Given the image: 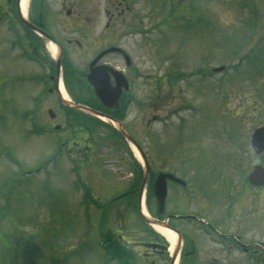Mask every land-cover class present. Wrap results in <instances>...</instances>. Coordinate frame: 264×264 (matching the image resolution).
Returning <instances> with one entry per match:
<instances>
[{
    "label": "rangeland",
    "instance_id": "1",
    "mask_svg": "<svg viewBox=\"0 0 264 264\" xmlns=\"http://www.w3.org/2000/svg\"><path fill=\"white\" fill-rule=\"evenodd\" d=\"M45 3L49 18L44 16V26L63 47L62 62L78 69L82 100L88 104L96 105L82 76L94 55L117 44L130 56L128 69L118 54L102 60L126 69L131 76L130 97H123L128 103L122 121L142 145L151 173L172 172L186 182L184 188L168 183L165 213L195 214L252 246L247 252L236 245L229 249L219 237L208 236L200 224L175 222L198 245V255L185 264H264V249L255 246H264V186L253 187L246 181L254 164H264V154L254 153L249 145L253 129L264 124V0ZM4 6L0 3V8ZM13 19L21 32L29 31ZM1 22L0 264H116L106 260L98 221L92 219L98 218L99 208L84 218L87 213L74 188L78 171L74 169L73 176L63 156L52 161V155L61 150L58 140H67L73 156L83 162H78L80 173L93 197L100 204L112 198L104 208L112 242L118 249L122 243V251L135 263L148 264L150 258L135 243L145 239L142 230L146 227L132 205L136 200L119 194L130 188L129 158H140L138 152L130 148V156L124 141L109 137V127L96 126L90 117L73 119L61 109L53 88L41 97L32 124L58 123L61 128L46 134L34 132L29 122L32 114L25 113L33 107V96L44 85H53L54 78L52 84L24 80L26 75L42 74V69L22 57L12 43L16 37ZM26 43L29 48L38 45L32 50L39 51L55 71L45 41L35 44L32 38ZM248 50L247 61L239 60ZM220 65L224 72L211 71ZM48 109L54 111L53 119ZM69 125L76 127L73 130ZM86 132H93L86 158L98 162H85L78 153L87 143ZM39 166L41 170L35 172ZM146 193L147 188L144 197ZM148 204L149 215H155L153 198Z\"/></svg>",
    "mask_w": 264,
    "mask_h": 264
},
{
    "label": "water",
    "instance_id": "2",
    "mask_svg": "<svg viewBox=\"0 0 264 264\" xmlns=\"http://www.w3.org/2000/svg\"><path fill=\"white\" fill-rule=\"evenodd\" d=\"M109 50H116L115 48H109L104 51H102L94 60L91 61L90 65H92L102 54ZM59 62V58L57 60V63ZM99 72L97 69L90 70V72L86 75L87 80L93 85L94 90L98 97L103 101L104 98H106L104 95H107L108 91H110L112 88L110 87L109 83L107 82L106 76L107 74V69L100 65L99 67ZM109 77V76H108ZM116 101V97L114 98ZM67 103V102H65ZM74 108L82 109L88 112H91L89 108L86 106L80 105V104H73V103H68ZM120 130L123 132V134L130 139L127 133L124 132L122 128ZM251 147L254 149L255 152H260L264 149V126L259 127L254 129L253 133L251 134ZM170 178L173 180H176L180 183H183L180 179L175 178L171 174L168 173H160L157 178L156 182L154 184V194L157 198V203L159 206V213L162 212L163 210V204H164V198L166 194L165 190V179ZM248 179L254 183V184H261L264 182V168L260 167L259 165H256L253 169V171L249 174ZM147 221H156L153 219L145 218ZM147 246H152L153 244H146Z\"/></svg>",
    "mask_w": 264,
    "mask_h": 264
},
{
    "label": "flooded vegetation",
    "instance_id": "3",
    "mask_svg": "<svg viewBox=\"0 0 264 264\" xmlns=\"http://www.w3.org/2000/svg\"><path fill=\"white\" fill-rule=\"evenodd\" d=\"M44 1H46V0H29L30 3H28V8H27V15H28L30 21H32L34 24H36L38 26L42 25V29H44L45 26L43 25V22L40 20L41 17H44L45 15L47 17H49L48 9L44 8V5L47 4V3L42 5V2H44ZM0 3L6 4L7 7H10L8 11H10L11 13L13 12L16 16H19V8L17 7L16 0H3L2 2L0 0ZM11 4L13 5V7L10 6ZM113 4L114 3H112L111 5H113ZM117 6L115 8H118ZM73 7H74V5L72 6V8ZM0 11L1 12H5L6 10H4L3 8H0ZM109 17H111V15ZM104 62H106V61H104ZM114 67H116V66H114ZM51 80H52V77H51ZM111 82L113 83L112 76H111ZM56 85H57V81L54 80V86H56ZM101 110L105 111V109H101ZM78 151H81V149H79ZM129 160H130V163H131L130 165L132 166L133 160H131V158H129ZM96 170L97 169H95L94 171L96 172ZM131 171H132V169H131ZM100 172L98 171V174ZM129 192H130V194H132V193H135L136 191L129 190ZM179 214H187V213H179ZM192 215L195 216V214H192ZM170 220H176V221H169V224L172 227H174L176 230L181 231L184 235H187V233H184L183 230L180 228V226L178 224H175V222H180V223H183V224H186V225H197V224H200L203 227V229H205L206 234L208 236H210L209 233H212L213 235L219 237L220 241H222L223 243H226L229 249L233 248L236 245L233 235L225 234V233H222V232L218 231L209 221H207L205 219H203L204 220L203 222L199 221L198 219L193 218V217H179V218H172ZM151 241L152 242H156V243H158L160 245H165V243H163L159 237H156V238H154ZM186 241L187 240H186V238L184 236V241L182 240L183 244H182V248L180 250V253H182V251H184L183 248H184V244L186 243ZM135 243H141V242L138 241V242H135ZM191 246H192V244H191ZM160 249L161 248H157V249L150 248V249H147V251H145V254L150 255L151 259H153V260H151V263L155 264L154 258H158V256L165 257V252L160 250ZM189 254L190 253L187 252V253H184L183 255L186 256V257H192V256H189ZM215 263H217V262L215 261V262H212L210 264H215Z\"/></svg>",
    "mask_w": 264,
    "mask_h": 264
},
{
    "label": "bare ground",
    "instance_id": "4",
    "mask_svg": "<svg viewBox=\"0 0 264 264\" xmlns=\"http://www.w3.org/2000/svg\"><path fill=\"white\" fill-rule=\"evenodd\" d=\"M27 1L28 0H20V7H21V10L24 14L25 12V7H26V4H27ZM52 53H55V48L54 46H49ZM60 91L62 92L63 94V90H62V87H60ZM153 228L158 232L160 233L162 236H164L167 241L169 242V248L168 250L171 252L173 250V247H174V243H175V234L172 233V231H170L169 229H166L164 227H161V226H158V225H153Z\"/></svg>",
    "mask_w": 264,
    "mask_h": 264
},
{
    "label": "trees",
    "instance_id": "5",
    "mask_svg": "<svg viewBox=\"0 0 264 264\" xmlns=\"http://www.w3.org/2000/svg\"><path fill=\"white\" fill-rule=\"evenodd\" d=\"M67 68H69V67L67 66ZM70 72H71V73H73V71H72V70H70Z\"/></svg>",
    "mask_w": 264,
    "mask_h": 264
}]
</instances>
